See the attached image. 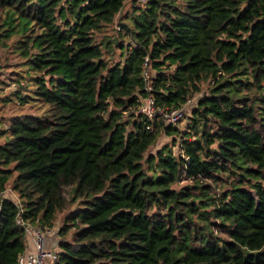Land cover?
<instances>
[{
	"label": "trees",
	"instance_id": "16d2710c",
	"mask_svg": "<svg viewBox=\"0 0 264 264\" xmlns=\"http://www.w3.org/2000/svg\"><path fill=\"white\" fill-rule=\"evenodd\" d=\"M126 1L0 0L46 105L0 128V264L18 219L56 229L55 264H264V0H144L100 38ZM146 57L156 105L199 94L184 130L138 112Z\"/></svg>",
	"mask_w": 264,
	"mask_h": 264
},
{
	"label": "rangeland",
	"instance_id": "374dc122",
	"mask_svg": "<svg viewBox=\"0 0 264 264\" xmlns=\"http://www.w3.org/2000/svg\"><path fill=\"white\" fill-rule=\"evenodd\" d=\"M144 0H127L121 9L118 18L114 21V24L110 28H105L101 34H99L100 38H105L110 41H120V39L128 40V36L125 35V30L118 25L119 18L121 16L125 17L123 19V23H128L130 14L132 13V6L134 5H142ZM1 15V13H0ZM126 16H128L126 18ZM22 39L21 35H12L10 39L5 41V45L0 47V128L5 129L8 126V122L10 118L14 115L20 114H33L40 116L43 114L46 109V105L41 104L35 97L33 93H31V85L30 78L34 76L33 73L29 72L26 67V59L21 54V51L18 48L19 42ZM120 51H116V56ZM205 92V84L202 85V90L200 95ZM22 94H30L31 98L28 99L27 102L20 105L18 102L20 100L17 97H21ZM199 94L194 95L193 102L185 107V117L178 123V127L181 130H184L186 124L188 123V118L191 109L195 106V99ZM3 136L0 137V143L3 141ZM171 146V138L170 136L161 135L156 143L148 149V152L154 153L157 149L162 148L163 146ZM176 151V147L174 149ZM9 191L5 194L9 195ZM72 208H69L70 210ZM66 210L60 215L59 224H62L64 217L68 212ZM65 214V215H64ZM56 227V226H55ZM57 228V227H56ZM49 232L53 237H56V229H51ZM48 233V234H49ZM49 234V235H50ZM47 235L45 234L44 237ZM57 238V237H56ZM55 239V238H54ZM27 241V238H26ZM57 252V251H55Z\"/></svg>",
	"mask_w": 264,
	"mask_h": 264
},
{
	"label": "built area",
	"instance_id": "2783aa9c",
	"mask_svg": "<svg viewBox=\"0 0 264 264\" xmlns=\"http://www.w3.org/2000/svg\"><path fill=\"white\" fill-rule=\"evenodd\" d=\"M142 75L147 84L144 87L147 92L144 98L140 99L138 112L143 114L148 119H160L166 125H177L185 117V107L191 104V100H187L186 104L180 108L166 109L162 106L156 105L154 98L151 94V86L149 80L151 77V69L148 64V58L146 57L143 62ZM153 128L151 127L150 130ZM19 225H23L27 237L31 240V250L25 249L21 254L16 264H55L57 260V253L50 251L44 246V235L52 231L46 229L45 231L34 228L28 224H25L21 219L17 220Z\"/></svg>",
	"mask_w": 264,
	"mask_h": 264
},
{
	"label": "crops",
	"instance_id": "0c3cea01",
	"mask_svg": "<svg viewBox=\"0 0 264 264\" xmlns=\"http://www.w3.org/2000/svg\"><path fill=\"white\" fill-rule=\"evenodd\" d=\"M8 196H10V197H15V195L14 194H10V195H8ZM51 232V231H50ZM50 234V233H49ZM48 233L46 234L47 236L45 237V248L46 249H48V250H50V251H53V252H55V251H59V248H58V241H59V238H58V236L56 235V237H53L51 234L49 235ZM26 238H27V246H26V248H27V250H31V240H30V238L29 237H27L26 236ZM55 238V239H54ZM56 252V253H57Z\"/></svg>",
	"mask_w": 264,
	"mask_h": 264
},
{
	"label": "bare ground",
	"instance_id": "6f19581e",
	"mask_svg": "<svg viewBox=\"0 0 264 264\" xmlns=\"http://www.w3.org/2000/svg\"><path fill=\"white\" fill-rule=\"evenodd\" d=\"M44 246H45V238H44ZM56 253V252H55Z\"/></svg>",
	"mask_w": 264,
	"mask_h": 264
}]
</instances>
